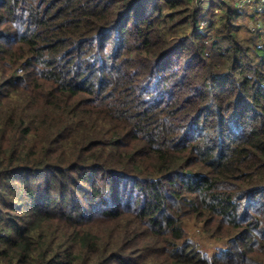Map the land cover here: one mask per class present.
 I'll return each instance as SVG.
<instances>
[{"label": "trees", "instance_id": "trees-1", "mask_svg": "<svg viewBox=\"0 0 264 264\" xmlns=\"http://www.w3.org/2000/svg\"><path fill=\"white\" fill-rule=\"evenodd\" d=\"M208 2L0 0V264H264V0Z\"/></svg>", "mask_w": 264, "mask_h": 264}, {"label": "rangeland", "instance_id": "rangeland-1", "mask_svg": "<svg viewBox=\"0 0 264 264\" xmlns=\"http://www.w3.org/2000/svg\"><path fill=\"white\" fill-rule=\"evenodd\" d=\"M248 1L249 0H240V2H248ZM252 1H256V0H252ZM194 2L197 5H200L203 1L202 0H194ZM208 3L209 2H206L204 4V9H206L208 7V5H209ZM253 7L254 6H250L249 9H252ZM255 22H257L259 24L257 27H261V28L263 27L264 28V24L261 21L257 20ZM252 24L253 23H250L249 27H252ZM254 25H256V23H254ZM185 226L188 228V234L190 235V237L191 238L193 237L197 241L196 244L197 245L199 244V246L201 245L202 249L205 252H207L208 254L211 255L212 253L220 250L221 248H223L225 246V242L215 241V240L208 238V236L202 231V226L199 223H197L195 221H187L185 223Z\"/></svg>", "mask_w": 264, "mask_h": 264}, {"label": "built area", "instance_id": "built-area-1", "mask_svg": "<svg viewBox=\"0 0 264 264\" xmlns=\"http://www.w3.org/2000/svg\"><path fill=\"white\" fill-rule=\"evenodd\" d=\"M203 2L200 4V5H204L206 2H208V0H202ZM206 1V2H205ZM258 9L259 10H262V9H264V6L261 4V5H258Z\"/></svg>", "mask_w": 264, "mask_h": 264}]
</instances>
